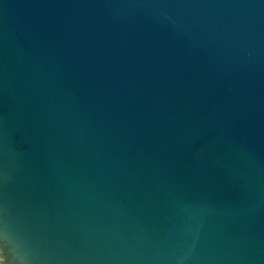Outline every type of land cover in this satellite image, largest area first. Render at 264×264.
<instances>
[{
	"label": "water",
	"instance_id": "1",
	"mask_svg": "<svg viewBox=\"0 0 264 264\" xmlns=\"http://www.w3.org/2000/svg\"><path fill=\"white\" fill-rule=\"evenodd\" d=\"M0 264H264V0H0Z\"/></svg>",
	"mask_w": 264,
	"mask_h": 264
}]
</instances>
